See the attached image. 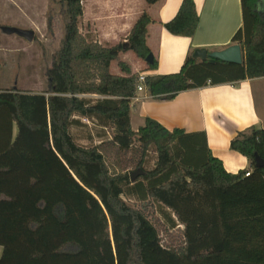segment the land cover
Returning <instances> with one entry per match:
<instances>
[{"label":"trees","instance_id":"1","mask_svg":"<svg viewBox=\"0 0 264 264\" xmlns=\"http://www.w3.org/2000/svg\"><path fill=\"white\" fill-rule=\"evenodd\" d=\"M50 1L64 6L67 22L46 72L47 90H0V264H72L83 251L79 239L93 241L96 264H264V166L255 168V157L264 163V130L249 127L230 141L229 149L250 167L235 175L211 156L203 133L169 132L151 119L132 131L130 101L139 75L122 61L123 75L109 69L125 52L145 61L151 19L143 12L125 43L103 47L79 31L82 0ZM257 4L242 0L243 26L232 39L241 65L189 55L178 73L145 77L149 96L171 99L207 82L264 77V11ZM197 25L193 0H182L163 28L190 38ZM146 65L155 70L157 61ZM79 119L109 127L110 140L76 144L70 127L82 124ZM135 144L142 157L153 147L156 158L148 170L140 159L134 172L143 174L131 182L132 172L110 163L108 154L129 152ZM128 194L169 213L172 228L183 226L182 245L164 247L144 208L122 199Z\"/></svg>","mask_w":264,"mask_h":264},{"label":"crops","instance_id":"2","mask_svg":"<svg viewBox=\"0 0 264 264\" xmlns=\"http://www.w3.org/2000/svg\"><path fill=\"white\" fill-rule=\"evenodd\" d=\"M181 3L182 0H159L147 6L144 0H82L83 15L78 28L91 27L92 31L86 32H92L91 41L79 29L87 41L112 47L126 42L138 17L146 12L152 21L147 28L146 44L157 61L156 69L147 70L145 61L136 58L132 52L121 53L120 56L132 53L133 63L124 58L119 60L128 64L133 74L145 77L178 73L185 59L193 56L196 50L212 53L235 45L232 39L243 26L242 0H193L198 25L190 38L173 36L163 28V24L175 17ZM258 7L264 11V0H259ZM114 75L123 74L119 70ZM86 98L101 99L99 96ZM146 119L156 121L169 132L179 129L187 134L203 133L209 153L221 161L226 173L235 175L250 171L247 159L231 151L229 144L238 132L249 127L264 130V77L215 85L207 82L205 86L181 92L171 99L151 97L145 90L137 94V99L130 101L131 130L136 132L143 127ZM97 126L106 130L99 124ZM82 127L83 124L70 127L72 138L71 129ZM126 197L145 201L144 196L138 198L135 194ZM162 212L168 214L164 210ZM169 222L172 223L171 220ZM177 227L179 232L183 230V226ZM1 254L0 247V257Z\"/></svg>","mask_w":264,"mask_h":264},{"label":"rangeland","instance_id":"3","mask_svg":"<svg viewBox=\"0 0 264 264\" xmlns=\"http://www.w3.org/2000/svg\"><path fill=\"white\" fill-rule=\"evenodd\" d=\"M259 3V0H258ZM259 13L263 12L258 7ZM48 21L51 29H48ZM67 15L63 5L50 0H0V90H19L41 93L47 90L46 72L51 67L55 57L62 47L64 29ZM2 27H13L22 30H32L34 39L27 42L16 35H5ZM80 31L86 34L92 31L91 27L80 26ZM89 41L93 39L92 32L86 34ZM125 59L133 63L134 55L123 54L110 66L111 74H118V61ZM82 129H71L75 142L83 147H93L101 142L109 141L112 130L108 127L101 130L97 125L87 120H81ZM91 134L93 136H91ZM103 135V137H102ZM110 163H117L119 169L124 172H134L136 164L143 159V168L148 170L153 167L156 158L153 147L149 148L142 157L141 149L135 144L133 150L126 153H117L112 150L108 154ZM122 199L131 206L144 208L159 231L161 244L167 248H179L182 245V235L178 227H171L169 220L173 219L170 214H164L162 208L154 206L150 208L147 202L137 199ZM161 212V213H160ZM83 251L72 264H96L97 251L92 240L79 239ZM55 249V248H54ZM57 249V248H56ZM57 253L53 250L52 254ZM55 264L56 262H54ZM57 264V263H56Z\"/></svg>","mask_w":264,"mask_h":264},{"label":"water","instance_id":"4","mask_svg":"<svg viewBox=\"0 0 264 264\" xmlns=\"http://www.w3.org/2000/svg\"><path fill=\"white\" fill-rule=\"evenodd\" d=\"M1 31L3 34L11 36L16 35L27 42H32L34 39V32L32 30H22L13 27H2ZM193 58L198 59L200 61H207L211 64H214L217 61L229 63L233 65H241L242 57L241 50L239 45L235 44L233 46L228 47L222 51H216L212 53H207L206 50H196L193 54ZM153 61V55L150 53L146 59V64H151ZM264 166V163L258 157H255V168L261 169ZM143 172L137 170L130 174V181L133 182L138 176L142 175Z\"/></svg>","mask_w":264,"mask_h":264},{"label":"built area","instance_id":"5","mask_svg":"<svg viewBox=\"0 0 264 264\" xmlns=\"http://www.w3.org/2000/svg\"><path fill=\"white\" fill-rule=\"evenodd\" d=\"M144 82H145V76L144 75H139L138 79H137V87H136V93H135L134 98L137 99V94H139L140 92L145 91ZM249 173L250 172L245 173L244 176L248 177Z\"/></svg>","mask_w":264,"mask_h":264}]
</instances>
